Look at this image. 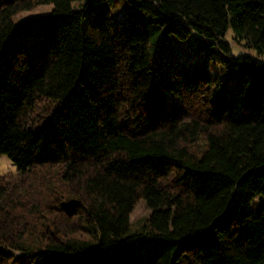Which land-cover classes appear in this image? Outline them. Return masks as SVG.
I'll list each match as a JSON object with an SVG mask.
<instances>
[{
  "label": "trees",
  "instance_id": "16d2710c",
  "mask_svg": "<svg viewBox=\"0 0 264 264\" xmlns=\"http://www.w3.org/2000/svg\"><path fill=\"white\" fill-rule=\"evenodd\" d=\"M123 1L0 0V264H264V0Z\"/></svg>",
  "mask_w": 264,
  "mask_h": 264
},
{
  "label": "rangeland",
  "instance_id": "374dc122",
  "mask_svg": "<svg viewBox=\"0 0 264 264\" xmlns=\"http://www.w3.org/2000/svg\"><path fill=\"white\" fill-rule=\"evenodd\" d=\"M109 8L112 12V15L117 19L125 20L130 16L128 9L129 7L124 3L123 0H109ZM50 11V6H43L33 11L22 13L18 18L23 19L30 16L45 15L50 13ZM229 34L231 35L230 32ZM230 35L227 36L226 40L232 42L230 39ZM199 44L201 43L197 42L195 39H192L189 42L176 41V44L174 46H172L170 49H166L164 55L169 59L171 58L182 63H199L207 58L206 51L201 48L202 44L200 46ZM233 47L235 50V54H238L239 51H241L234 45ZM243 53L258 58V55L253 50H243ZM1 177H4L7 180L16 179L18 177V169L16 165L7 156L4 155H0V178ZM150 213L151 212L147 207L146 202L144 200L139 201L130 217L132 230H140L146 224Z\"/></svg>",
  "mask_w": 264,
  "mask_h": 264
}]
</instances>
